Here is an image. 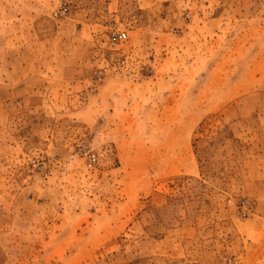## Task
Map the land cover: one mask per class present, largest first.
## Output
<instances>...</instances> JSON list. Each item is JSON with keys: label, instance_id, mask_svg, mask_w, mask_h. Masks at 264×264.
<instances>
[{"label": "rangeland", "instance_id": "rangeland-1", "mask_svg": "<svg viewBox=\"0 0 264 264\" xmlns=\"http://www.w3.org/2000/svg\"><path fill=\"white\" fill-rule=\"evenodd\" d=\"M0 264H264V0H0Z\"/></svg>", "mask_w": 264, "mask_h": 264}]
</instances>
